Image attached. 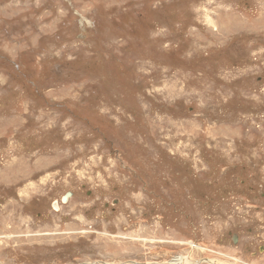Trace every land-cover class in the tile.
I'll list each match as a JSON object with an SVG mask.
<instances>
[{
	"label": "rangeland",
	"instance_id": "rangeland-1",
	"mask_svg": "<svg viewBox=\"0 0 264 264\" xmlns=\"http://www.w3.org/2000/svg\"><path fill=\"white\" fill-rule=\"evenodd\" d=\"M263 186L264 0H0V264H264Z\"/></svg>",
	"mask_w": 264,
	"mask_h": 264
},
{
	"label": "flooded vegetation",
	"instance_id": "flooded-vegetation-1",
	"mask_svg": "<svg viewBox=\"0 0 264 264\" xmlns=\"http://www.w3.org/2000/svg\"><path fill=\"white\" fill-rule=\"evenodd\" d=\"M248 148V145H241L239 148ZM244 183V182H243ZM251 193L254 194L257 198L260 199V205L256 206L257 210H262L264 213V186L262 190L256 187H250ZM240 232L236 233L232 231L229 233V241H227L230 245L236 248L245 259L247 257H252L253 259L262 258L264 256V217L263 221L255 220L250 222L249 224L237 225ZM242 235L246 236V240L242 238ZM224 241H221V246L225 247L222 244Z\"/></svg>",
	"mask_w": 264,
	"mask_h": 264
},
{
	"label": "bare ground",
	"instance_id": "bare-ground-1",
	"mask_svg": "<svg viewBox=\"0 0 264 264\" xmlns=\"http://www.w3.org/2000/svg\"><path fill=\"white\" fill-rule=\"evenodd\" d=\"M56 205H57V204H56ZM57 206H58V205H57ZM199 250H200V249H199ZM199 250H198V251H199ZM216 261H217V260H216ZM211 262H212V261H209V262L207 261L206 263L208 264V263H211ZM179 264H189V263H186V262H180ZM213 264H216V263L213 262Z\"/></svg>",
	"mask_w": 264,
	"mask_h": 264
},
{
	"label": "water",
	"instance_id": "water-1",
	"mask_svg": "<svg viewBox=\"0 0 264 264\" xmlns=\"http://www.w3.org/2000/svg\"><path fill=\"white\" fill-rule=\"evenodd\" d=\"M68 198H69V197H67V199H68ZM67 199L64 198L65 201H66ZM93 264H95V263H93ZM96 264H106V263H103V262H102V263H96ZM132 264H138V263H132Z\"/></svg>",
	"mask_w": 264,
	"mask_h": 264
},
{
	"label": "built area",
	"instance_id": "built-area-1",
	"mask_svg": "<svg viewBox=\"0 0 264 264\" xmlns=\"http://www.w3.org/2000/svg\"><path fill=\"white\" fill-rule=\"evenodd\" d=\"M197 244L193 245V248L196 247Z\"/></svg>",
	"mask_w": 264,
	"mask_h": 264
}]
</instances>
